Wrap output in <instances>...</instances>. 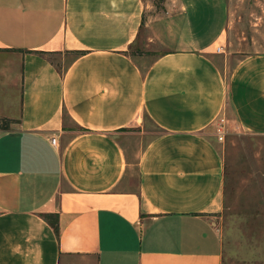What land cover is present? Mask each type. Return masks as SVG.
Here are the masks:
<instances>
[{"label": "crops", "instance_id": "0c3cea01", "mask_svg": "<svg viewBox=\"0 0 264 264\" xmlns=\"http://www.w3.org/2000/svg\"><path fill=\"white\" fill-rule=\"evenodd\" d=\"M167 6L0 0V264H223L215 129L264 135V53L227 74L225 0Z\"/></svg>", "mask_w": 264, "mask_h": 264}, {"label": "rangeland", "instance_id": "374dc122", "mask_svg": "<svg viewBox=\"0 0 264 264\" xmlns=\"http://www.w3.org/2000/svg\"><path fill=\"white\" fill-rule=\"evenodd\" d=\"M170 0H143L145 19L166 14ZM227 24L220 54V66L229 73L243 56L264 53V0H225ZM211 13L215 11L210 9ZM143 30L142 43L132 47L144 51L155 48L147 44ZM0 55V65L19 74V64ZM58 60V57H55ZM15 119L2 121L7 125ZM220 120L216 136L221 142L226 163L225 209L217 218L223 233V264H264V135L234 131L228 133ZM150 133L158 131L149 124ZM222 132V140L219 135Z\"/></svg>", "mask_w": 264, "mask_h": 264}, {"label": "built area", "instance_id": "2783aa9c", "mask_svg": "<svg viewBox=\"0 0 264 264\" xmlns=\"http://www.w3.org/2000/svg\"><path fill=\"white\" fill-rule=\"evenodd\" d=\"M216 51H217V52H221V51H222V47L218 46V47L216 48ZM218 132H221V131L219 130ZM222 138H223V136H222V132H221V134L219 135V139L222 140ZM51 140H52V142H55L56 139H55V137H52Z\"/></svg>", "mask_w": 264, "mask_h": 264}]
</instances>
